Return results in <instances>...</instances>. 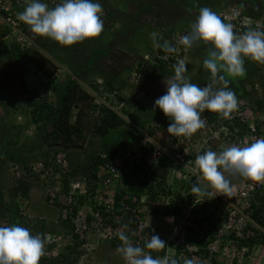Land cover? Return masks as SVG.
Returning <instances> with one entry per match:
<instances>
[{"label":"rangeland","instance_id":"374dc122","mask_svg":"<svg viewBox=\"0 0 264 264\" xmlns=\"http://www.w3.org/2000/svg\"><path fill=\"white\" fill-rule=\"evenodd\" d=\"M23 1L24 4L30 2V0ZM93 2H98L103 6V14L101 18H105L108 14V18H110L108 22L109 29L106 31L103 30L98 36L99 40L97 45L103 50L106 48H113V52L109 53L103 60H101V62L99 61V64L102 66L104 74H107L108 76L112 77L115 76V72H120L121 76H119V79H122L126 86L121 91H107L104 95H98L86 86H84V88L94 96L95 101L98 104L108 106L123 117L132 128L139 129L143 133L141 137L142 140H144L146 136L152 139V137L146 134L147 130H152V132L155 133V136H157L156 139L164 137V140L166 137L167 129L162 128L163 125L161 122L156 123L153 121V110L156 108L155 100L159 98L158 95H160V93H162V95L166 94L167 86L164 81L174 75L173 64L171 63V65L165 67V71L168 73H163L164 76L162 75L160 77L163 81L159 80L156 83L154 92L157 93V96L153 94L144 95L143 92L135 89L137 80L135 70L138 62L145 60L153 63L154 58H157L160 55L157 51L158 44H154L150 37V33L154 31L157 32V39L159 40L165 41L172 38L178 41L177 43L176 41H173L174 45L172 46L177 48L175 54L179 55V60L183 59L185 61L187 67L186 76L189 78L190 82L203 87L211 82L210 72L203 67V61L207 57L209 50L207 49V44L203 41L198 42L187 52L184 50L183 46L179 44L180 37L190 33L191 25L196 21L201 8H210L214 13L220 16L222 20L225 19L224 21L227 23H229L230 20L240 22V26L238 27L244 30V33L249 30L264 31L262 24L264 23V0H261L260 2L257 0H93ZM148 5H152V8L146 11ZM241 7L243 10L248 11V13L251 12L252 15L258 19H253V16L248 17L245 14L238 15L242 10ZM254 14L258 16H255ZM238 17L240 18L238 19ZM132 26L133 28H131ZM130 33L136 34L137 36L134 37L131 36V34L130 37L122 39L123 35ZM116 39L119 40V42L113 46ZM7 40L0 41V57L4 58V56L6 57L8 55V60L5 63L7 66L4 65L5 61L3 62V59L0 58V80L3 79V76L9 77V75H13L14 83L13 86H11V90L12 92L16 91L19 95H16L14 97L15 99L7 97L8 99L3 102L2 105L0 104L2 110L4 108L2 106H5V115L3 114L4 116L1 118L2 120H0V127L2 126L1 129L4 126H15V124L19 122L16 117L22 115L24 99L26 97L32 96L39 98L43 96L41 83L44 81V78L35 74L31 65L25 61H21L18 65L16 64L15 66H12L17 62H14V59L12 58L13 53L10 54L11 52L8 53V51H6L7 47L5 45L8 43ZM2 45L6 48H3ZM30 46L32 48L31 50L37 49L32 41ZM209 47L211 48L213 46L210 44ZM5 51L7 54H5ZM49 57H51L59 67V71H57L55 75V80H62L68 72L66 58L59 52H52ZM244 60L246 74L243 77H229L224 74L228 81V88L235 93L238 99V108L229 118H223L220 114L209 112L207 110L205 111L208 115L202 113L201 117H208L209 123L216 126L221 124L226 125L225 123L229 125L234 123L231 118L234 119V116L240 112L243 114L242 118L244 122L249 124L252 120L257 124H261L262 130H264V63L252 60L248 57H244ZM10 63L13 64L9 65ZM112 69H115L114 72H112ZM19 77H23L25 85L27 86V91L25 93H21L22 87L19 85ZM91 80H94L101 89L102 78L98 76L97 72H94ZM221 86L222 85H217V87ZM1 97L3 99L2 95ZM4 98L6 99V95ZM49 100H53L51 95L49 96ZM140 106H142V110L146 116L137 115L135 117V122L123 113V110H127L136 114L134 111L136 109L138 110ZM0 114L2 116V113ZM25 124L22 119V129L20 130L19 136L21 142L23 140H29V136H24V133L28 130V127ZM235 130L236 132H239L238 127L230 132L235 135ZM15 131L16 129H11L10 134L14 136L16 133ZM202 131L201 128L190 137H175L169 135L170 143L168 146H165V151L170 152V144L176 145L175 143L177 139L184 140V142L189 139L191 142L194 141V143L196 142V144H198L197 148H203L201 153L203 154L205 151L209 150V148L202 145L201 141L197 142L198 139L202 137V135H200V132ZM122 136L123 134H120L117 131L112 132L107 138L99 139L94 137L91 139L90 142L92 143L90 145L85 146L84 149L76 150L75 152L77 153L71 161H73L74 165H78V171L76 173H71L68 176L70 182H72V180L73 182L79 181L84 191L85 187L88 186V183L91 184L92 182L89 179L90 176H88L87 171V164L89 163L88 160L91 154L99 151L104 142L108 140H119ZM194 143H192V146H194ZM210 144L211 150L216 152H220L225 147L233 145L230 142H225L223 144L212 140L210 141ZM187 146L190 147L191 145L187 144ZM219 147L223 149H219ZM163 160H165V166L168 169L166 178L169 185L173 184L174 177L178 181H184L185 183L189 182V177H177L179 172L184 173V170H182L181 167L176 166L173 161L169 160L167 157H165V159L163 158ZM171 172L173 173L171 174ZM81 174L83 176H81ZM63 179L64 177L50 179L41 175L32 176L29 172L24 171L20 165L6 163L0 168V191L3 196L0 211L7 209L8 211L6 213L8 216H0V226H11L13 224L10 223H14L18 226L28 228L33 235H36L35 231L32 230V226L39 223H45L50 234L70 235V233L66 232L67 230L64 227H60L61 223L64 222L63 220L66 218L63 219V215H61L63 209L60 211V207L55 205V203L68 204L67 197H64L63 194L60 193L64 188V186H62ZM123 180L118 183L116 190L122 186L121 184H123ZM26 183L30 185L27 187L26 194L22 195V190H24L23 184ZM262 183L264 184V182ZM14 187H18L19 192L10 195ZM180 188L177 186L174 188V191L181 192L182 189ZM183 192L187 194L192 193L191 188L187 191L183 190ZM143 200L145 199L143 198ZM167 200L168 199L162 197L157 201V204L164 208ZM190 201L191 200H186L185 202L190 205ZM25 202H27V206L23 210L22 208H24L23 204ZM258 202H255V204L258 205L260 203ZM89 204L90 202L87 201V204L80 207L78 211H82L85 215L88 214L87 211L92 207ZM182 205L183 203L180 205V208H182ZM203 208L206 211L205 214H207L210 219V221L205 223V226L209 229L211 228L210 233L214 235V240L207 244L204 249L209 253L208 258H205L203 255L200 256L198 254V248L185 242L187 228L194 227L192 222L194 220L193 217L191 215L190 217L186 216L188 215L187 209L183 210L182 215L173 217L148 215L149 218H146V224L153 227V232L149 235L145 234L142 236V245L146 246V242L152 235H158L163 241H165L166 249L164 257L157 258L162 261L167 260L169 264L172 260H175L177 264H185V261L187 260H191L193 264H264V225H259L253 219H251L252 222H243L239 228H243L245 232L243 231L242 235L235 236L232 228L237 225L232 224L228 227V223H225L224 219H218L215 213L216 207L210 205H207L206 207L205 205ZM21 209L25 212V217L20 213ZM198 210L199 209H197V211ZM260 211V214L263 217L260 218L264 219V210L260 209ZM76 215L70 218L68 221L69 224L77 226L78 222L76 220ZM200 217L201 215L198 211L196 218ZM126 229L128 228H125L123 220L121 219L117 227H114L113 232L109 234L106 232L107 237H100L101 235L99 234L102 230L99 232L97 231L96 236L93 235L91 240L83 241V244L88 243L86 247L89 251H85L81 245L79 249H76L81 251L80 255L76 256L77 258L73 255H69V262H71V264H125L122 255L117 252V248L122 246V241L119 239V233L128 235L135 246H137V242H139L136 230H129L130 233H128L129 231L126 232ZM58 231H61V233H57ZM136 236L137 239H134ZM254 238L257 242L255 246L251 248L243 246L242 248L238 247V243H240L241 240L246 241ZM77 241L75 240V242ZM66 244L68 245L59 248V253L64 252L65 255H68L69 251L67 252L65 247L72 246L74 241H68ZM180 244L183 245L180 249L181 251H176V247ZM187 248L192 250L191 253L183 254L182 250L187 251ZM145 251L147 252V250Z\"/></svg>","mask_w":264,"mask_h":264},{"label":"trees","instance_id":"16d2710c","mask_svg":"<svg viewBox=\"0 0 264 264\" xmlns=\"http://www.w3.org/2000/svg\"><path fill=\"white\" fill-rule=\"evenodd\" d=\"M22 1L23 0H20L19 4H15V1L12 0V10H15L18 13L24 11L26 5ZM48 1L50 8L60 3V0ZM51 1L52 5H50ZM257 1L260 2L261 0ZM151 8L152 5H148L146 11ZM244 11L245 10L242 9L238 15L245 14L248 17L253 16L251 12L248 13V11ZM254 15L258 16L256 14ZM108 17L109 14L106 15L105 18H101L104 24L103 30L105 31L109 29L108 22L110 18ZM240 17H238V19ZM253 19L258 18L253 16ZM262 24L264 27V23ZM131 28H133V26ZM21 30L25 36L30 39V42L32 41L37 49L31 50L32 48L30 45H26V47L21 46L20 42L16 40L15 36L11 35L10 30L7 27L0 28V41L8 39V43L5 45L7 47L6 51H8V53L11 52L10 54L13 53L12 58L14 59V62H17L15 64L10 63L9 65L13 64L12 66H15L21 61H25L31 65L35 74L44 78V81L41 83L43 96L39 98L28 96L24 99L22 115L27 118L26 125L33 127V135L31 139L19 142L20 130L22 128L16 126H4L1 129L2 126L0 127V143L3 147L2 153L0 154V168L6 163H14L20 165L24 171L29 172L30 165L38 160H41L44 164H49L52 158L64 156L69 173L65 172V174L62 175V177H64L62 186H64L63 193L67 196L69 192L68 185L70 182L67 175L78 171V165H74L73 161H71L77 153L75 151L84 149L85 146L90 145L92 143L90 141L94 137L103 139L109 137L112 132L118 131L120 134H123L119 140H108L104 142L99 151L92 153L88 160L87 171L88 176H90L89 179L92 181L91 184L88 183V186L91 185V190L94 191L96 188L98 182L96 174L101 165L109 160L111 161V159L118 154H121L122 159V153L131 151L132 159L130 161L123 160L124 166L121 169L122 179H124L123 184H121L122 186L116 190L113 198L114 214L119 215L122 218L125 228H128L126 229V232L129 230L137 231L139 229L138 219L135 217V214L132 213V210L140 209L142 206L147 207L141 215L144 219L149 218V216L152 215L160 217L182 215L183 209L180 208V205L186 200L197 198L193 193L187 194L183 192V190L187 191L189 188H192L194 184L198 183L195 181V178L190 177L189 182L185 183L184 181H178L174 177L173 184L169 185L166 178L168 169L166 168L165 160L163 159L155 165L150 173H148L147 163L153 152V147L148 143L145 145L141 144L143 133L139 129L132 128L123 117L108 106L98 104L95 101L94 96L84 88V86H86L98 95H104L107 91H121L126 86L125 82L122 81V79H119V76H121L120 72H115V76H108L107 74H104L102 66L99 64V61L101 62V60H103L109 53L113 52V48H106L105 50L101 49L97 45L99 40L98 36L86 39L84 42L76 43L72 46H63L48 37L33 33L30 26L22 21ZM130 35L131 33L123 35L122 39H126ZM117 42H119V40L116 39L113 46H115ZM156 43L162 45L164 42L163 40L157 39ZM2 46L3 48L5 47L4 45ZM6 51L5 54H7ZM157 51L159 54L164 53L161 47H158ZM52 52L61 53L67 60L66 65L68 72L60 81L55 80V75L57 71H59V67L53 59L49 57ZM0 58L3 59V62L5 61L4 65L7 66L5 63L8 60V55L6 57L4 56V58ZM167 64L168 63L159 60L158 58H154L153 63L145 60L139 61L135 70L137 76L135 89L143 92L144 95L153 94L157 96V93L154 92L156 88L155 86L159 80H162L160 77L163 73H168L165 71ZM114 70L115 69H112V72H114ZM94 72H97L98 76L102 78L101 89L94 80H91ZM19 79V85L22 87L21 93H25L27 91L25 81L23 77H19ZM13 83V75H9V77L3 76V79L0 80V104H3L8 98L15 99L14 97L19 95L16 91L12 92L11 90ZM1 95L3 96V99ZM5 95L6 99L4 98ZM50 95L53 97L52 101L49 100ZM158 96L161 97L162 93ZM123 111L124 115L129 117L133 122H135V117L137 115L146 116L142 110V106L134 111L136 114L127 110ZM153 111V121L156 123L161 122L163 125L162 128L167 129L171 120H169L159 108L156 107ZM204 113L208 115L206 111ZM233 122V124L231 123L229 125L225 123L231 131L236 127L239 128L238 134L240 133L241 135L249 131L248 123H241L239 118H234ZM11 129H16L14 137L10 134ZM255 130V134L261 135V124L255 123ZM146 134L153 139H156L157 137L152 130H147ZM163 138L164 137L156 140H160L159 142L163 143ZM14 139L15 141H13ZM101 154H105V158H102ZM81 176L83 175L81 174ZM237 176L245 179L242 176ZM245 180L250 181L248 179ZM23 185L24 190H22V195H25L27 191V183ZM177 186L179 188L181 187V192L174 191V188ZM91 190L87 193H90ZM263 191L253 195L248 209V212L251 213L252 219L259 225H264V219H262L263 217L260 214V209L264 210ZM16 192H19L18 187H14L11 194H15ZM162 197L168 199V204L165 205L164 208L152 205L153 202L158 201ZM143 198L145 201L142 203L141 200ZM2 201L3 196L0 191V209ZM87 201L90 202L89 205L92 206L93 210L99 209L101 218L107 223L108 215L103 212L102 207L96 208L92 195L87 194L79 195L72 205L71 214H67L66 219L63 220L64 222L61 223L60 227H64L67 230L66 232L71 233L73 230V224H69L68 221L72 216L76 215L80 207L87 204ZM255 202H258L259 204L257 205ZM55 205L60 207V211L61 209L64 210L67 208V205L62 203H55ZM209 205L214 206L213 204ZM125 207H128V210H126ZM197 209H199L198 211L201 215L200 218H196L198 212ZM7 211V209L1 210L0 216H5ZM205 213L206 211L203 207L201 208L200 206H197L192 208L191 216L194 219L192 221L194 227L187 228L185 242L198 248V254L200 256L203 255L205 258H208L209 253L204 249L207 244L214 240V235L210 233L211 228L209 229L205 226V223L210 221L209 216ZM86 220L89 223L93 218L88 216ZM117 225L118 223L114 224V227H117ZM130 231L128 233H130ZM214 231L216 232L215 229ZM139 232L140 235H149L153 232V227L147 225L146 227L139 229ZM57 233H61V231H58ZM137 236L134 239H137ZM74 237L76 238V241H78H74L72 246L65 247V250L67 252L69 251L68 255H65L64 252H60L55 258L41 257L39 264H71V262H69V255H73L74 257L79 256L81 251L76 249H79L84 241L79 240L76 236ZM256 244L257 242L255 238L246 241L241 240V242L238 243V247L242 248L243 246L251 248ZM182 246V244L178 245L176 251H181L180 249ZM143 247L149 252L146 246ZM165 249L166 246L163 249L150 251V254L153 258H162L165 255ZM184 253L188 254L190 252L184 250Z\"/></svg>","mask_w":264,"mask_h":264},{"label":"clouds","instance_id":"9594fccd","mask_svg":"<svg viewBox=\"0 0 264 264\" xmlns=\"http://www.w3.org/2000/svg\"><path fill=\"white\" fill-rule=\"evenodd\" d=\"M103 6L93 0H60L54 7L30 0L18 19L33 33L48 37L63 46L82 43L99 36L104 29ZM154 44L158 33H150ZM211 44L203 67L210 72V83L201 87L190 82L186 76L187 67L183 59L172 67L174 75L165 80L166 94L155 100V107L170 118L167 128L170 136L190 137L204 127L201 114L205 110L229 118L238 108L235 93L228 88L229 77H243L246 74L244 57L264 63V31L249 30L237 35L232 24H226L210 8L199 10L189 34L182 35L179 44L187 52L198 42ZM161 47L165 53H175L177 48L168 41ZM223 73V74H222ZM217 85H222L217 87ZM195 165L199 168L206 184H194L191 192L195 197L211 196L209 188L229 193L232 190L228 176H242L254 182H264V138L241 145L225 147L216 152L211 149L197 155ZM122 246L117 248L125 264H169L167 260L153 258L150 251L166 246L158 235H152L144 248L134 246L129 236L119 233ZM46 237L33 235L22 226H0V264H39L44 255ZM170 264H176L172 260ZM185 264H193L191 260Z\"/></svg>","mask_w":264,"mask_h":264},{"label":"built area","instance_id":"2783aa9c","mask_svg":"<svg viewBox=\"0 0 264 264\" xmlns=\"http://www.w3.org/2000/svg\"><path fill=\"white\" fill-rule=\"evenodd\" d=\"M15 4H19L20 0H14ZM12 0H0V28L7 27L10 30V33L12 36H15L16 40L20 42L21 46L30 45V39L25 36V34L21 30V21L18 19V12L15 10H12ZM42 3L48 4V0H40ZM24 3V1H23ZM26 5V4H25ZM50 5H52V1L50 2ZM225 20V19H224ZM226 24H232L234 26V32L237 35H240L241 33H244V30H242L240 27V22H237L234 20H230L229 23L224 21ZM7 38V37H6ZM168 41L171 45L173 44V41L178 42L177 40L170 39L165 40ZM164 42V41H163ZM174 47V46H173ZM159 60H162L167 65H171V63L174 65L179 60V55H176L175 53H163L160 54L157 57ZM242 113L236 114L234 117L239 118V121L244 122L242 118ZM202 119L205 120V125L202 127V132H200V135H202L201 138L198 139L197 142L201 141L202 145L208 147L211 149L210 141L215 142H230L233 145H241L243 146L246 143L254 142L256 139L264 138V130L261 128V135L255 134V122L250 121L249 122V131L243 135L240 133L238 134V131L235 135H233L228 128L227 125H219L216 126L214 124H210L208 121V117L204 116ZM233 120V118H231ZM216 127V128H215ZM177 139L176 145H171L170 152L165 151V146H168L169 142V133L167 132L165 139L163 140V143H160L159 141H155V139H150L149 137H145L144 140L141 141L142 145H145L146 143L151 144L153 147V152L151 153L148 163H147V171L148 173L153 170L155 165H157L161 159L167 157L169 160L173 161V163L181 167L183 172H179L177 174V177H194L195 181L200 182V184H206L207 182L203 180L201 171L198 170L199 168L195 165V159L197 155L202 153L203 148H197L198 144L196 142H191L189 139L185 140ZM194 143V146H192ZM187 144L191 145L190 147L187 146ZM195 147V148H194ZM219 149H223L220 148ZM102 158H105V154H101ZM195 157V159H194ZM132 159V153L131 151H127L122 153V159L121 154L116 155L111 161L104 163L99 167V170L97 171L96 177H97V185L94 191L91 190L90 186L85 187L84 191L82 188L81 183L78 182H72V184H69V192L68 195L65 196L63 191L60 193L63 194L64 197H67L68 204L67 208L62 211L63 219L66 218L67 214H71L72 211V205L77 200L79 195H87L91 194L92 199L94 202V205L96 208H103V212L107 214V220L108 222H104L101 218V213L99 209L93 210L92 207L87 211L88 214H83L82 211H78L76 215V220L78 222L77 226H73V230L70 233V235L65 234H45L44 237H46V244L44 249V255L42 257L50 258V257H57L59 254V248L65 245L68 241H75L76 236L79 240H91V237L94 235L96 236L97 231L99 232L102 230V232L99 234L100 237H107L106 232L109 234L113 232L114 230V224H117L122 219L119 215L114 214V205H113V198L116 192V187L118 183H120L122 179V172L121 169L123 168V160L130 161ZM195 166V168H194ZM65 172H68L67 164L65 161L64 156H57L50 160L49 164H44L41 160H38L30 165V171L29 174L32 176H43L48 177L50 179H59L62 177ZM69 173V172H68ZM173 172H171L172 174ZM68 174L67 176H69ZM228 179L231 181L232 190L229 193H222L218 192L214 189L209 188L208 191L212 193L211 196H199L197 198H194L191 200L188 205L187 202H184L181 206L182 209H187L188 215H191V210L193 207H203V205H209L213 204L216 207V216L218 219H224L225 223H228V227L232 224H235L237 226H233L232 230L235 234V236L242 235L243 228H239L243 222H250L251 221V213L248 212L249 209V202L252 199L253 195L255 193L261 192L264 190V184L262 182H254V181H246L243 178H239L236 176H228V174H225ZM85 184V183H84ZM89 190H91L90 193ZM83 191V192H82ZM59 193V194H60ZM145 200H141L143 203ZM168 204V200L166 205ZM153 206H159L156 202L152 203ZM27 206V202L23 204L22 208L23 210ZM20 210L21 214L25 217V212L23 210ZM126 210H128V207H125ZM147 209L146 206H142L140 209L132 210V213L135 214V217L138 219V225L139 229L146 227V219L143 218L142 213ZM67 211V212H66ZM90 216L93 218L91 222H87V217ZM73 219V218H72ZM223 221V220H222ZM252 222V221H251ZM139 229L136 231L138 235L139 242H137V246L142 247V236L140 235ZM242 231V232H241ZM245 232V231H244ZM241 233V234H239ZM88 243L82 244V248L85 249V251H89L87 249ZM189 252L191 253L192 250L187 248ZM187 250V251H188ZM183 254H184V250Z\"/></svg>","mask_w":264,"mask_h":264},{"label":"crops","instance_id":"0c3cea01","mask_svg":"<svg viewBox=\"0 0 264 264\" xmlns=\"http://www.w3.org/2000/svg\"><path fill=\"white\" fill-rule=\"evenodd\" d=\"M132 34V33H131ZM131 36H137L136 34H132ZM130 37V36H129ZM5 40V39H4ZM210 44H207V49H210ZM212 48V47H211ZM5 102V101H4ZM2 105V104H1ZM2 107H4L3 108V110L0 108V113H2V116H1V114H0V120H2L1 118L5 115L4 113H5V106L3 105ZM2 110V111H1ZM21 112V111H20ZM4 114V115H3ZM17 118V120L19 121V122H17V124H15V126L16 127H19V128H21L22 126H21V122H22V119H23V121H24V124L26 123L27 124V118H26V116H22V115H20V116H18V117H16ZM25 124V125H26ZM19 125V126H18ZM27 126V125H26ZM28 127V130L24 133V136H29V139H31V137H32V135H33V132H31V131H33V127L32 126H27ZM14 137V136H13ZM13 141H15V139L13 140ZM24 141V140H23ZM19 142H21L20 140H19ZM2 145H1V143H0V154L2 153ZM11 164H13L14 165V163H11ZM72 182H73V180H72ZM72 182H69V184L70 183H72ZM30 184H27V187L29 186ZM26 187V188H27ZM11 194V193H10ZM36 208H38V207H36ZM5 215H7V213H5ZM8 216V215H7ZM14 220V219H13ZM16 221V220H15ZM56 222V221H55ZM10 224H14V223H10ZM35 226H36V228H35ZM32 230L33 231H35V233L37 234V233H39V234H41L42 236L44 235V234H50L49 232H48V228H47V225H45V223L43 224V223H39V224H37V225H34V226H32Z\"/></svg>","mask_w":264,"mask_h":264}]
</instances>
